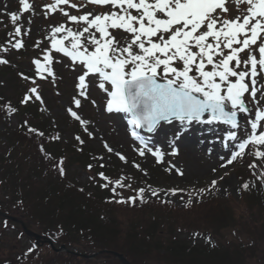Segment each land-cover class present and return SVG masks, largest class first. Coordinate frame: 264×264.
<instances>
[{
	"label": "trees",
	"instance_id": "trees-1",
	"mask_svg": "<svg viewBox=\"0 0 264 264\" xmlns=\"http://www.w3.org/2000/svg\"><path fill=\"white\" fill-rule=\"evenodd\" d=\"M13 42L6 29L0 30V59L8 61L0 64V191L4 192L0 209L23 213L69 250L58 252L40 244L28 255L5 257L0 264H125L112 250L125 254L132 264H264V162L250 154L252 146L237 170L241 187L245 182L250 185L248 190L241 188L239 200L221 198L216 188L204 186L187 190L182 206L150 196L149 183L158 174L154 170L145 174L121 160L103 162L84 142L87 132L81 123L72 120L66 126L74 131L75 140H62L65 130L51 124L47 109L55 90H61L64 74L54 68L53 76L24 78L18 70L28 44L17 49ZM5 48L8 51H2ZM33 87L35 93L30 91ZM9 106L16 111L9 112ZM61 160L64 175L58 170ZM251 163L258 166L250 168ZM77 165L86 174L85 181L73 169ZM120 178L131 187H117L113 193ZM105 183L108 187L102 186ZM139 188L146 189V202H114L136 196ZM201 188L206 192L198 194ZM189 199L192 203L186 206ZM4 220L7 229L20 228ZM78 252L97 254L87 259Z\"/></svg>",
	"mask_w": 264,
	"mask_h": 264
},
{
	"label": "snow or ice",
	"instance_id": "snow-or-ice-1",
	"mask_svg": "<svg viewBox=\"0 0 264 264\" xmlns=\"http://www.w3.org/2000/svg\"><path fill=\"white\" fill-rule=\"evenodd\" d=\"M225 2L85 0L81 6L87 3L111 4L114 10L77 16L69 15L60 8L63 16L76 28L66 27L64 23L53 27L52 48L69 57L74 64L82 66L84 71L78 77L79 88H87V76H96V86L107 97L106 111L129 115L127 124L132 128L131 136L144 146L138 150L140 156L147 151L156 157L158 163H162L165 155L159 148L149 147L151 137L146 139L140 130L146 129L153 136L159 132L164 141L172 146L194 124H222L230 129L222 143L228 148L229 142H232L234 150L226 161L224 156L220 157L221 161H225L220 167L225 168L242 158L249 145L253 149L250 154L264 162V150L259 147L264 146V104L261 103L264 101V83L258 86L257 80L258 76L264 74V0H234L239 15L231 19L221 15L228 12ZM19 3L25 12L31 8L29 0H19ZM68 3L69 0H55V4L48 7L56 10L58 5ZM240 4L247 7L240 9ZM71 7L78 8L76 4H71ZM10 19L15 24L19 16L13 12ZM116 30L120 32L119 37L113 35ZM15 33L19 35L21 28L16 27ZM61 33L63 35L57 38ZM22 46V41L13 45L17 49ZM245 50L247 58L242 60L240 54ZM45 59L50 61L51 57ZM7 63L6 59H0V64ZM34 63L40 65L39 60ZM30 91L35 93L37 89L33 87ZM257 93H260L259 99ZM80 95L84 96L85 91H81ZM36 99L40 97L37 95ZM22 102L26 103L27 98ZM74 103L79 106L81 101L75 99ZM249 103L254 105L255 110L249 107ZM8 111L15 112L16 109L9 106ZM68 111L81 124L88 123L71 108ZM242 120L246 123L242 124ZM169 125L172 126L170 130L167 128ZM238 129L246 130L243 137L238 135ZM105 147L107 151H113L106 144ZM171 154L177 155L178 149L173 147ZM117 155L127 163L123 155ZM62 164L61 160L58 170L64 175ZM133 166L140 168L139 164ZM257 166L255 163L249 164L250 168ZM171 168H175V165ZM171 168L167 171H171ZM176 171L183 175L179 169ZM99 175L101 179L109 181L104 173ZM122 181L123 178H120L114 182L115 186L111 188L113 193L117 187H131ZM261 183L264 184V173H261ZM216 185L217 181L213 180L211 188H216ZM102 186L108 187V183ZM249 187L248 182L242 185L244 190ZM148 190L152 196H159V191L153 190L151 185ZM136 191V196L114 199V202L131 205H135L137 200L146 202V189ZM169 191L175 195L177 189ZM205 192L206 189L201 188L198 194ZM191 203L189 199L186 206Z\"/></svg>",
	"mask_w": 264,
	"mask_h": 264
},
{
	"label": "rangeland",
	"instance_id": "rangeland-1",
	"mask_svg": "<svg viewBox=\"0 0 264 264\" xmlns=\"http://www.w3.org/2000/svg\"><path fill=\"white\" fill-rule=\"evenodd\" d=\"M31 8L28 11H23V6L19 3V0L14 3L0 1V30L6 29L9 36L14 40V44L17 41H22V45L27 43V49L25 51L26 56L20 60L19 74H22L24 78L33 79L36 77L48 76L51 73L54 75V68L60 69L63 85L60 86L61 90H55V99L49 105L47 109L48 118L51 124H58L64 128L62 135L63 141L75 140L76 136L72 129L67 128L72 121L73 116L68 111L71 108L77 112V115L82 120L88 123L81 124L86 130L87 135L84 139L87 141L88 146L92 149V152L100 157H103V162L120 160L117 153L123 155L127 159V164L130 166L139 164L144 173L150 174L153 170L158 174V178L149 183L153 190L159 191V196L167 201L174 202L177 205H183L186 200V191L191 187L211 188V182L217 181L216 195L224 197H232V199H240L241 180L237 176V170L239 166L240 158L234 161L232 164L225 168L220 167L221 163L225 162L229 157L230 152L234 149L231 147L232 142H229L230 147H224L222 140L226 138L227 130H230L227 125L215 124V125H203L194 124L191 129L185 132L179 139L175 141V144L170 146L164 141V137L159 132L153 136L146 130H140V134L146 139L151 137L149 147L159 148L165 155L163 162L158 163L155 156L145 151L144 156L139 155V149L144 146L140 144L138 140H135L131 136L132 128L127 124V120L130 118L125 113H108L105 108L106 94L102 92L97 86V78L94 75L86 77V89L78 87V77L83 74V68L78 63H73L69 57L63 55V53L56 52L52 48L51 30L53 27L64 23L66 27L76 28L73 22L67 20V17L63 16L60 8H63L69 13V15H83L91 12L93 14L98 13H110L114 9L108 5H99L93 3H87L86 6H81L85 3V0H69L68 4L58 5L56 10L48 7V5L55 4V0H29ZM71 4H76L78 8H72ZM225 7L228 9L227 13H221L225 18H233L239 15L236 11L237 5L234 0H226ZM247 6L240 4V9H245ZM119 11V9H116ZM220 11L219 9L217 10ZM17 13L19 19L14 24L10 19L11 13ZM47 13V15H45ZM91 18V17H90ZM29 19L31 23L29 24ZM20 27L21 33L17 35L15 28ZM30 29V30H29ZM112 31V30H110ZM63 33L58 34L59 38ZM99 35V33H97ZM113 35L119 37V30L113 31ZM259 43V41H258ZM254 48L257 46H253ZM241 59L247 58V50L241 53ZM50 56L51 60H46L45 57ZM257 58H259L257 53ZM39 60L40 65L34 63ZM259 71V67H258ZM258 86L264 83V74L257 77ZM248 82V81H246ZM55 86H53L54 88ZM249 87L251 84L249 82ZM85 91V95L81 96L80 92ZM264 91V89H262ZM247 97V94H246ZM260 93H257V99H259ZM75 99H80L81 103L76 106ZM95 101V104L93 103ZM264 104V101H261ZM249 107H253L252 103H249ZM74 119V118H73ZM76 120V119H75ZM77 123L80 121L76 120ZM15 122V121H14ZM241 123H246L242 120ZM170 130L172 126H167ZM250 128V126H249ZM245 129H238L237 133L243 137L245 135ZM62 134V133H61ZM105 144L113 151H107ZM173 147L178 149L177 155H172ZM248 147H251L249 145ZM223 149L224 153L221 156L225 157V161H221L220 157H214L211 155L212 149ZM247 149V148H246ZM248 150V149H247ZM96 155V156H98ZM175 165V168H171ZM171 168V171L167 169ZM216 169L215 172L212 169ZM73 169L79 174V179L85 181L86 174L82 172L79 165L74 166ZM176 169H179L183 175L177 173ZM227 173V175H225ZM223 177V179H220ZM177 189L175 195H172L169 190ZM227 189V192H225ZM183 190V191H180ZM150 191V190H149ZM1 195L4 192L0 191ZM150 196L151 192H150ZM12 215V214H11ZM21 215L23 213L19 211L13 212V217L20 218L21 220L28 221L25 226L39 234L43 228L41 224L35 223L33 219L24 218ZM19 216V217H18ZM37 224V225H36ZM5 220L0 217V261L1 259L14 258L21 254L28 255L31 248L35 243L27 233H22L17 227L12 226L6 228ZM8 230V231H6ZM22 230V229H21ZM57 244V243H56ZM57 248L59 244H57Z\"/></svg>",
	"mask_w": 264,
	"mask_h": 264
},
{
	"label": "water",
	"instance_id": "water-1",
	"mask_svg": "<svg viewBox=\"0 0 264 264\" xmlns=\"http://www.w3.org/2000/svg\"><path fill=\"white\" fill-rule=\"evenodd\" d=\"M0 215H1V216H4V217H9V218L14 219V220H17V219H15L14 217H12V216H10V215H8V214L6 215L5 213H3V212H1V211H0ZM21 223H22L23 228L25 229V232H26L28 235H30L31 237L36 238V239H37V243H40V241H42V242H47V243L51 244L52 248H54V249L57 250V251H61V250H65V249H66L65 245H61L60 248L55 247V245H54V243H53V240H52L51 238L48 239V238H46V236H43V235H41V234H37V233L31 231L30 229H28V228L25 226V224H24L23 221H21ZM113 252H114V251H113ZM114 254L117 255V257H118L122 262H124L125 264H130V262H129V261L127 260V258L124 256V254H120V253H118V252H114ZM94 255H95V253H93L92 255L84 254V253L82 254V256L87 257V258H92V257H94Z\"/></svg>",
	"mask_w": 264,
	"mask_h": 264
},
{
	"label": "bare ground",
	"instance_id": "bare-ground-1",
	"mask_svg": "<svg viewBox=\"0 0 264 264\" xmlns=\"http://www.w3.org/2000/svg\"><path fill=\"white\" fill-rule=\"evenodd\" d=\"M0 1H4V2H9V3H14L15 1H17V0H0ZM110 6L112 7V5L110 4ZM133 14H135V12L133 11ZM224 153V150L223 149H212V152H211V155H213L214 157H220L222 154Z\"/></svg>",
	"mask_w": 264,
	"mask_h": 264
}]
</instances>
